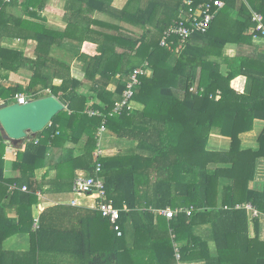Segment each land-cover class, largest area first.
<instances>
[{
	"label": "trees",
	"instance_id": "16d2710c",
	"mask_svg": "<svg viewBox=\"0 0 264 264\" xmlns=\"http://www.w3.org/2000/svg\"><path fill=\"white\" fill-rule=\"evenodd\" d=\"M212 1L138 0L135 10L130 11L132 0H128L122 10L113 8L112 0H66L65 8L74 10L75 17L82 15L81 10L86 5L90 11L118 18L144 30L137 37L122 33L117 28L116 35L102 36V45H97V54L90 60L87 54H82L85 79L96 85L93 88L95 98L105 105L102 109L93 106L91 110H98L100 114L88 116L83 113L87 98L78 92L81 82L70 76L66 63L48 62L42 57L31 62L21 52L2 47L3 38L32 39L38 45L50 47L44 41L47 38L55 39L56 35L43 31V26L22 16H11L9 10L16 6V2L5 3L0 0V70L11 73L25 67L32 71L25 87L18 84L5 87L0 83L1 103L14 104L16 96L24 94L28 100L55 96L62 99L66 107L39 133L42 139L37 144L35 140L24 142L18 150L13 169L21 173V178L11 181L16 188L9 192L7 187L2 190L4 199L18 197L28 199L29 203H32L31 199L36 202V189L31 187L29 176L44 165L46 146L55 142L60 145L66 141L76 143L84 134L89 140L81 150V155L74 159H70V156L64 164L69 166L71 172L81 169L93 176L96 166L93 153L98 142V130L103 123L105 130L108 129L118 138L138 142L140 151L135 156L124 158L126 165L114 157L108 159L101 156L97 159L102 166L100 175L108 200L115 208L120 210L123 206L126 209L120 211L116 225L113 227L98 211L82 209L84 216L82 213L79 215L77 225L64 227L60 231L63 235H59L53 230L57 228L44 223L47 212L67 210L62 206L55 207L44 212L39 219L36 243L40 256L46 252V245L52 246L46 244V240H54L53 246L80 243V252L65 251L63 255L71 253L82 264H111L116 260L118 263L131 261L130 264H137L140 253L134 251L135 245L149 240L155 245L153 257L159 258L164 264H171L174 260L173 241L185 243L180 249L183 259L200 257L209 264L264 263V241L258 236V220H251L255 234L250 238L247 212L236 209L237 203H251L264 214V191L253 192L232 179V185L228 186L227 195L222 200V206L228 209H217L218 184L221 176L230 174L231 170L215 168L216 164L230 163L234 155L239 153L240 134L251 131L255 120L264 121V51L253 42L250 34V30L255 27L251 11L264 17V0H224L223 7L216 13L206 33L193 34L182 46H178L174 37L168 40L169 47L160 46L163 33L170 26L183 21L189 9L194 10ZM42 2L26 0L23 3L24 16L35 18L36 15L29 9H39ZM228 45L236 46L233 57L224 54ZM116 48H121L120 52ZM173 55L176 58L171 64ZM126 56L127 61L130 57L138 60L137 67L145 63L152 71L151 77H139V86L135 88L132 98V101L144 105V109L141 113L130 114L124 110L110 116L115 101L114 95L106 91L108 81L120 74L121 81L115 95L121 100L127 79L136 67H125ZM222 64L227 69L225 76L221 74ZM40 71H44V74ZM47 73L52 77L46 76ZM55 80L60 81V84L56 85ZM46 88L50 89V93L43 94L41 90ZM215 131L231 140L228 153L207 150L209 137ZM260 140L257 152L239 153L249 154L253 159V163L247 165L250 175L244 181L245 186L254 177L255 160L264 156V130ZM4 143L0 135V181L5 183L2 179ZM212 165L214 167H210ZM24 184L29 194L20 193L19 189ZM166 207H190L191 214L187 216L180 213L167 220L153 212ZM154 218L158 222L156 226L153 224ZM19 224L24 225L23 215ZM127 224L134 231V248L126 245ZM200 224L211 226L218 251L216 258L210 257L206 242L193 234L194 226ZM98 229L105 230L107 235L105 249L99 252L92 247L91 236ZM21 231L26 230L16 228L11 233ZM170 232L174 240L170 238ZM159 235V239H153ZM5 238L6 235L0 236V264H11L6 262L5 256L8 254L3 256L1 252ZM9 256L14 258V254ZM25 258L22 264H42L35 262V249Z\"/></svg>",
	"mask_w": 264,
	"mask_h": 264
},
{
	"label": "crops",
	"instance_id": "0c3cea01",
	"mask_svg": "<svg viewBox=\"0 0 264 264\" xmlns=\"http://www.w3.org/2000/svg\"><path fill=\"white\" fill-rule=\"evenodd\" d=\"M25 1L26 0L13 1L16 2V6L10 8L9 14L16 17L22 16V18L24 19H28L32 22H35L36 24H40L41 26H43V31L46 30L54 33V35H56L55 39L47 38L44 43H49L50 47H45L43 44L38 45V43L32 39L23 40L21 38H3L2 47L10 51L14 50L21 52L23 54V57L30 60L31 62H36L39 57H42L43 60H46L48 62L66 63V65H68L69 67L70 76L81 82V86L79 87L78 92L80 94H83L87 98V103L85 105V110L83 113L85 114L88 110H91V108L93 109V106L101 109L105 108L103 107L105 105L95 98V92L93 88H96V85L85 79V71L83 70L85 60L82 59V54H87V58L90 60V57H93L97 54V45H102V36L116 35L118 32L117 28L122 33L125 32L129 33L130 35L133 34L137 37L142 35L144 31L143 28L137 25H131L118 18H113L111 16L99 13L98 11H90V9L86 7V5H84L83 9L81 10L80 14L82 15H80L79 17H75L73 15L74 10H67L65 8L66 0H43V2L40 4L39 9H29L30 12H34V14L36 15L35 18H28L27 16H24L25 7L23 5L25 4ZM127 1L128 0H112V7L117 10H122L125 7ZM137 1L138 0H132L129 8L130 11L135 10L134 8L137 6ZM159 14L161 16V13ZM155 21L156 19L154 20V22ZM259 48L260 50L264 51V47L259 46ZM120 49L121 48H116V50L119 52ZM235 52L236 46L228 45L225 49L224 54L225 56L233 57ZM127 58L128 57L126 56L124 60L125 67L136 65L135 69H133L134 71L146 66L144 67L147 70L146 76H152V71L147 68V65L145 63L141 65V67H137L138 60L130 57L129 61H127ZM175 58L176 55H173L171 57V64L174 63ZM128 63H130V65ZM40 72L44 74V71ZM221 74L224 76L227 74V69L224 64H222L221 66ZM31 76L32 71L29 68L25 67L19 68L17 72L11 73L0 70V83L5 87L14 86L16 84L25 87L28 84ZM46 76L52 77V75L48 73ZM120 78V74H117L114 78L108 81L109 83L106 86V91L114 95L113 99L115 101V106L120 101V98L115 95L117 85L121 81ZM54 83L58 85L60 84V81L55 80ZM39 88L41 89L40 86H38V89ZM41 92L43 94H48L50 93V89H42ZM19 95L25 96L24 94ZM143 109L144 105L132 101L130 114L141 113ZM95 111L99 112L98 110ZM263 130L264 121L255 120L253 122V128L251 131L240 134L239 153L257 152L260 149L259 142L261 141L260 137ZM40 139H42V137L39 135V133L35 136L29 134L27 138L17 146H14L3 139L5 142V149L4 156L2 157L4 161L2 179L5 181V183L0 181V186L1 184L3 185L1 186L2 189L0 188V236H2L3 234L6 235V238L2 242L1 252L4 254L3 256H5V254H8L5 256L6 262H11V264H22L23 260L26 259L25 256L30 251L32 252L33 249H35L36 263L82 264L81 262H78L73 255H71V253L75 252L77 254L82 250V246L80 245V243H77L73 246H53V243H55L54 240H51L53 242H49V240H46L45 243L52 244V246L46 245L47 248L44 247L47 249L46 252H44V255L40 256L39 245H37L36 243L38 241L36 234L38 231L39 219L41 215H43L44 212L55 207L62 206L67 210H53L47 212L48 217L44 219V223L48 227L57 228L53 230H56L59 235H63L60 234V231H62L64 227L70 228L77 225V221L80 218L79 215L82 213V215L84 216V212H81L82 209L97 211V201L94 197L74 194L72 191V183L74 182V180L80 175H85L86 172L81 169H75L71 172L69 166L66 167V164H64L67 162L66 160L70 156V159H74L81 155V150L86 146L89 140V137L87 135L84 134L76 143L66 141L64 144L60 145V143L55 142L54 144L46 146L44 165L35 169L33 175L29 176L31 187L36 189L34 191V198L36 202H33L32 199V203H29L28 199L25 200L22 198L14 197L10 200L9 197H7L6 199H4L3 197L2 190H4L5 187L8 188L7 191H11L12 189L16 188L15 184L11 183V181H15L16 179L21 178V173L13 169V164L16 160L18 150L23 147L24 142L35 140V143L37 144V141ZM98 147L103 152L102 156L104 158H118L117 161L119 163L121 161L122 165H126L124 158L135 156L136 154H138V152H140L138 148V142L128 141L124 138H118L108 129L103 133L100 143L97 142L96 151ZM230 149L231 140L229 138L222 137L217 131L210 135L207 143L208 151L215 153H228ZM239 153L234 155V159L230 163L215 165V168L218 169L231 170L230 174L221 176L220 182L218 184L217 209H228L227 206H222V200L227 195L226 191L228 186L232 185V179L236 180L238 185L247 187L248 190H251L253 192L262 193L264 191V156L255 160L254 177L251 179V181H249L247 186H245L244 181L247 180L250 175V173L247 171V167H249L247 165L253 163V159L249 154L241 155ZM210 167L214 166L212 165ZM19 191L21 194H29L26 184L22 185ZM238 204L240 203H237L236 205ZM166 208L175 212L180 209H171L169 207ZM76 209H78V211H76ZM125 210L126 209H124V207L122 206L119 211ZM127 212L128 211H126V213ZM259 213L262 217L258 221V236L261 241H264V214L260 211ZM22 215L24 225L21 226V224H19V220ZM153 220V224L156 226L158 223L157 219L154 218ZM248 220L249 237L253 238L255 234L254 226L251 223L249 216ZM31 221L33 222L31 223ZM16 228H24L26 231H21V233H11V231ZM27 229H29V231H27ZM104 231L105 230L102 231V229H98L94 231L93 234H91V236L93 235L92 247H94L97 252L105 249V240L107 235ZM193 234L199 237L203 242H206L207 252L209 253L211 258H216L218 256L217 247L210 225L200 224L194 226ZM160 237L161 235H159V237H154L153 239H159ZM170 238L174 240V235L171 232ZM133 241L134 231L132 227L127 224L126 245L128 248H134ZM184 244L173 241L174 260L173 262H171V264H209L208 261L200 257L183 259L181 258V254L180 259L177 260L175 258V249L177 248L180 252V249L182 246H184ZM154 246L155 245L152 244V242L150 243L149 240L141 243L138 242L137 245H135L134 249L135 252L138 251L140 253L136 263L164 264V262L159 258L153 257L156 253ZM65 251L71 253L69 255H63V252ZM120 252L121 254L123 253L122 250ZM197 252L198 251H196V253ZM9 254H14V258L9 256ZM201 255L203 254L201 253ZM130 262L131 261H119L118 263V261L116 260L111 264H130ZM131 264H134V262H132Z\"/></svg>",
	"mask_w": 264,
	"mask_h": 264
},
{
	"label": "built area",
	"instance_id": "2783aa9c",
	"mask_svg": "<svg viewBox=\"0 0 264 264\" xmlns=\"http://www.w3.org/2000/svg\"><path fill=\"white\" fill-rule=\"evenodd\" d=\"M5 3H10L15 0H3ZM245 1V0H244ZM190 5V3H187ZM224 5V0H214L211 3H205L199 5L194 10L189 9L187 13V17L184 18L183 21L176 23L173 26H170L164 33L160 40L161 47H169L168 40L172 37L177 39L178 46H182L186 44L191 36L196 33L204 34L209 29L211 23L213 22L216 13L219 9H221ZM251 20L255 24V27L250 30V34L252 35L253 42L257 43L259 46L264 47V17L260 13L251 11ZM173 41H171V44ZM178 49L176 50V52ZM146 67V66H144ZM139 68L134 70L128 77L125 89L122 93L120 102L114 107V109L109 114L113 116L115 114H119L126 110L127 112L131 111V102L134 95V90L139 86V77L141 75H146V68ZM192 91V89H191ZM28 100L23 95H19L16 97V103L19 105H23ZM2 103L0 102V105ZM88 116H96L100 114L97 111L88 110L86 112ZM104 123L98 130V143L105 132ZM103 155V152L98 147L97 151L94 153V157L96 158V166L93 176L89 175H80L73 182L72 191L74 194L94 197L97 201L96 210L102 215L103 218L109 220L112 226L116 225L120 211L116 209L112 202L108 200L104 182L101 178V164L97 162V159ZM25 190V189H24ZM236 209H244L248 213L250 220H260L262 217L259 211L250 203L238 204ZM154 214L162 216L167 220L172 219L177 214L185 213L187 216L191 214V208L172 211L168 208L166 209H158L153 210ZM264 218V217H263ZM175 258L177 260L180 259V252L176 248L175 249Z\"/></svg>",
	"mask_w": 264,
	"mask_h": 264
},
{
	"label": "water",
	"instance_id": "95a60500",
	"mask_svg": "<svg viewBox=\"0 0 264 264\" xmlns=\"http://www.w3.org/2000/svg\"><path fill=\"white\" fill-rule=\"evenodd\" d=\"M65 110V102L55 96L28 100L25 104L0 105L1 137L14 146L30 134L35 136L50 125L52 119Z\"/></svg>",
	"mask_w": 264,
	"mask_h": 264
},
{
	"label": "rangeland",
	"instance_id": "374dc122",
	"mask_svg": "<svg viewBox=\"0 0 264 264\" xmlns=\"http://www.w3.org/2000/svg\"><path fill=\"white\" fill-rule=\"evenodd\" d=\"M176 53V52H175Z\"/></svg>",
	"mask_w": 264,
	"mask_h": 264
}]
</instances>
